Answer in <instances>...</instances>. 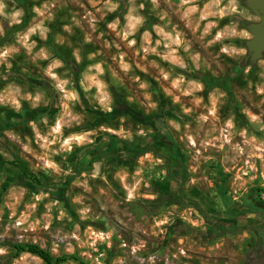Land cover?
<instances>
[{
	"label": "rangeland",
	"instance_id": "rangeland-1",
	"mask_svg": "<svg viewBox=\"0 0 264 264\" xmlns=\"http://www.w3.org/2000/svg\"><path fill=\"white\" fill-rule=\"evenodd\" d=\"M259 22L247 0H0V264L264 261Z\"/></svg>",
	"mask_w": 264,
	"mask_h": 264
},
{
	"label": "water",
	"instance_id": "water-1",
	"mask_svg": "<svg viewBox=\"0 0 264 264\" xmlns=\"http://www.w3.org/2000/svg\"><path fill=\"white\" fill-rule=\"evenodd\" d=\"M248 7L260 18L259 23H253L249 27L253 38L247 42L250 61L255 63L262 58L264 53V0H247Z\"/></svg>",
	"mask_w": 264,
	"mask_h": 264
},
{
	"label": "trees",
	"instance_id": "trees-1",
	"mask_svg": "<svg viewBox=\"0 0 264 264\" xmlns=\"http://www.w3.org/2000/svg\"><path fill=\"white\" fill-rule=\"evenodd\" d=\"M22 27H24V25ZM12 164L22 173L24 178H26L32 182H35V183L40 182L37 175L35 173H33L30 170V168L26 164H24L22 161L17 160V161L12 162ZM15 248L18 252H26V253H30L32 255L39 257L46 264H56V263H62L65 261V259H63V258H57L54 261L53 256L48 251L41 248L37 244L17 245V246H15Z\"/></svg>",
	"mask_w": 264,
	"mask_h": 264
},
{
	"label": "flooded vegetation",
	"instance_id": "flooded-vegetation-1",
	"mask_svg": "<svg viewBox=\"0 0 264 264\" xmlns=\"http://www.w3.org/2000/svg\"><path fill=\"white\" fill-rule=\"evenodd\" d=\"M255 257H250L247 264H264V261H262V259L259 258L258 253L256 254Z\"/></svg>",
	"mask_w": 264,
	"mask_h": 264
},
{
	"label": "clouds",
	"instance_id": "clouds-1",
	"mask_svg": "<svg viewBox=\"0 0 264 264\" xmlns=\"http://www.w3.org/2000/svg\"><path fill=\"white\" fill-rule=\"evenodd\" d=\"M17 15H19V13H17Z\"/></svg>",
	"mask_w": 264,
	"mask_h": 264
}]
</instances>
